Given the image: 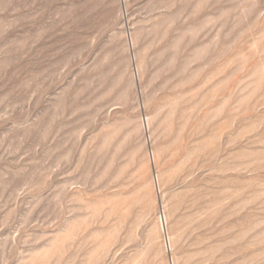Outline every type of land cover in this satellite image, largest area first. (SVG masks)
Masks as SVG:
<instances>
[{
  "label": "rangeland",
  "instance_id": "rangeland-1",
  "mask_svg": "<svg viewBox=\"0 0 264 264\" xmlns=\"http://www.w3.org/2000/svg\"><path fill=\"white\" fill-rule=\"evenodd\" d=\"M0 264H264V0H0Z\"/></svg>",
  "mask_w": 264,
  "mask_h": 264
}]
</instances>
